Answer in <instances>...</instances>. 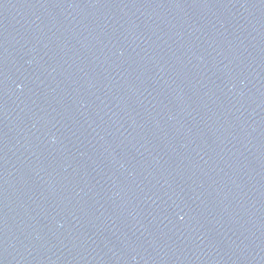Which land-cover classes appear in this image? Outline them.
<instances>
[{"label":"water","instance_id":"95a60500","mask_svg":"<svg viewBox=\"0 0 264 264\" xmlns=\"http://www.w3.org/2000/svg\"><path fill=\"white\" fill-rule=\"evenodd\" d=\"M0 264H264V0H0Z\"/></svg>","mask_w":264,"mask_h":264}]
</instances>
